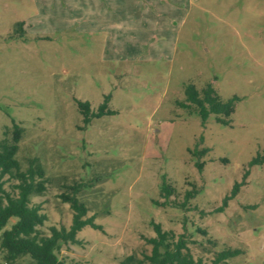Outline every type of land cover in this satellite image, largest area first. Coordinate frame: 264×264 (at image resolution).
I'll list each match as a JSON object with an SVG mask.
<instances>
[{"label": "rangeland", "instance_id": "374dc122", "mask_svg": "<svg viewBox=\"0 0 264 264\" xmlns=\"http://www.w3.org/2000/svg\"><path fill=\"white\" fill-rule=\"evenodd\" d=\"M208 84L238 100L228 125L180 107ZM13 124L20 170L44 174L38 231L70 227L74 186L100 226L66 263L144 260L156 223L195 261L264 264V0H0V139Z\"/></svg>", "mask_w": 264, "mask_h": 264}, {"label": "trees", "instance_id": "16d2710c", "mask_svg": "<svg viewBox=\"0 0 264 264\" xmlns=\"http://www.w3.org/2000/svg\"><path fill=\"white\" fill-rule=\"evenodd\" d=\"M185 100L180 104L184 109H191L200 118L204 125L211 115L215 116V122L228 125L231 115L234 113V97L228 100L216 93L211 85H205L198 92L193 85H188L184 90ZM78 109L89 116V108L84 103H77ZM92 116H95L94 114ZM22 129L12 125L10 138L0 139V249L4 251V259L7 264L15 262L22 256L29 257L31 264H68L58 257V252L63 246L77 245V233L85 228L99 229L92 217L85 218L86 207L76 198L79 186L72 187L71 195L61 194L64 203L69 204L72 211L71 225L48 229V235L38 231V227L46 222V217L40 212L39 204L31 205L30 196L42 193L45 187L43 170L40 167L30 165L25 171H21L16 154L19 149V141ZM264 162V155L256 158L253 164ZM5 176L13 178L16 183L11 186L10 193L4 188ZM174 193V189L162 183L161 195L168 199ZM15 220L8 228L7 224ZM155 236L148 240L152 245L149 255L144 260H137L134 256L126 257L120 264H205L201 260L195 261L188 252L187 243L181 238L174 240L171 232L162 231L160 225L152 224ZM239 254L238 251L223 250L216 254L211 264H221L227 259Z\"/></svg>", "mask_w": 264, "mask_h": 264}, {"label": "crops", "instance_id": "0c3cea01", "mask_svg": "<svg viewBox=\"0 0 264 264\" xmlns=\"http://www.w3.org/2000/svg\"><path fill=\"white\" fill-rule=\"evenodd\" d=\"M109 1H111V0H109ZM117 9H119V8H117ZM156 13V12H155Z\"/></svg>", "mask_w": 264, "mask_h": 264}]
</instances>
